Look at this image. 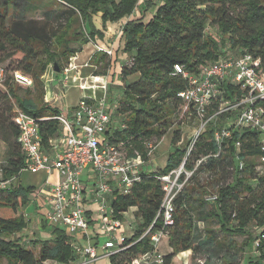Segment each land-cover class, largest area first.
I'll return each instance as SVG.
<instances>
[{
  "label": "trees",
  "instance_id": "1",
  "mask_svg": "<svg viewBox=\"0 0 264 264\" xmlns=\"http://www.w3.org/2000/svg\"><path fill=\"white\" fill-rule=\"evenodd\" d=\"M50 1L63 6L55 25L27 19L26 14L32 7L27 0H0V70L4 73L0 82V132H3L0 139L7 148L3 177L13 178L8 189H0V258H6L8 264H67L76 254L68 235L55 227L51 228L52 240L36 242L37 254L24 245L20 237H13L26 227L20 210L28 203L35 186L16 180L24 166V155L17 141L19 131L13 120L11 101L14 99L20 110L36 118L58 114L61 106L42 99L45 92L42 76L47 66L57 64L61 71L64 68L61 63L66 64L84 44L96 36L103 38V32L94 25V15L100 13L105 26L107 21L130 16L137 2ZM144 3L142 14L154 8L156 1ZM208 27H216L220 40L207 31ZM121 32L124 38L122 51L130 58V64L122 65L120 69L125 85L112 117L123 127L109 133L108 140L127 158L139 156L142 161H148L151 148L174 122H181L178 112L185 103L178 93L187 87V80L174 74L175 64L198 72L200 66L223 56L226 47L251 53L264 67V0H160L148 22L145 23L142 16L127 19ZM98 54H101L98 59L101 62L106 54ZM93 56L92 61L99 63ZM6 61L9 64L3 67ZM13 71H21L33 79L32 86L24 89L23 95L18 93L20 88L14 86ZM131 77L137 78L125 81ZM223 87L226 97L231 98L234 87L227 83ZM261 103L264 105V100ZM190 108L185 113L189 114ZM6 126L8 133L3 131ZM39 127L44 145L60 132L55 119L40 120ZM216 128L214 125L201 130L193 144L195 149L187 156L186 150L177 146L181 131L175 130L171 138L173 150L163 168L142 171L140 180L128 193L113 191L109 197L113 216L122 220L123 214L135 207L134 214L140 223L132 236L126 238L123 247L108 257L110 264H128L151 250L148 235H141L150 225L151 230L162 225L160 176L181 164L184 169L192 170L194 163L203 157H207L206 160L198 164L173 198V224L167 228L171 252L164 254V264H171L172 258L180 252H190L194 256L198 251L206 255L203 264H217L212 260L214 258L224 261L223 264H240L233 245L219 244L214 231L205 232L200 228L202 221L215 220L227 234L247 233L249 243L257 238L250 229L260 230L258 237L264 235V173L258 175L255 171L256 160L258 162L262 154L258 147L259 133L250 130L233 132L222 142L219 151L214 140ZM237 141L240 142L238 150L235 147ZM216 153L217 156L212 155ZM237 156L244 163L241 171L237 170ZM229 166L237 174L225 183L221 179ZM201 172L206 174L204 181L198 178ZM253 178L256 180L254 186L249 183ZM211 189L217 193V199L208 203L205 195ZM263 247L264 239H261L257 247L260 252L257 251L256 256H247L245 264H264Z\"/></svg>",
  "mask_w": 264,
  "mask_h": 264
},
{
  "label": "built area",
  "instance_id": "2",
  "mask_svg": "<svg viewBox=\"0 0 264 264\" xmlns=\"http://www.w3.org/2000/svg\"><path fill=\"white\" fill-rule=\"evenodd\" d=\"M145 1L148 0H137L136 6ZM99 50L103 49L99 48ZM104 52L109 56L112 53L111 50ZM76 58V54L70 57L67 66L61 70L62 86H67L69 78L83 91L101 90L103 92L101 98L84 95L75 107L60 111L51 117L36 118L15 107L13 120L19 131L17 141L24 155V166L20 171L46 172L45 191L43 188L36 191V195L46 209L45 220L51 225L64 226L70 237H74L77 233H83L88 237L90 223L83 207L86 187L83 185L82 175L84 173L91 175L87 183L93 189L94 201L99 205L98 213L103 217L102 226L108 239L100 245L101 253L98 252V246L88 243L76 249L79 256L67 264H93L101 257L108 258L118 252L128 238L125 233V223L112 214L109 197L113 191L128 193L130 187L140 180L141 166L147 161H142L139 156L127 158L109 142L108 134L117 127L122 128L123 125L118 126L113 120L115 106H112L106 95L107 78L96 73L85 78L77 74L71 77L70 71L77 72L80 67L89 66L90 59L79 66L74 62ZM174 74H180L187 80V87L179 92L178 96L184 101L185 110L191 107L189 116L193 115L198 121H203L206 117L195 139L206 123L212 120L216 122L224 114L228 117L232 115L229 125L221 127L216 125L214 140L219 146V151L222 142L229 139L233 132L257 131L260 137L258 147L262 152L258 157V163L264 166V105L261 103L264 100V67L260 59L254 58L247 51L227 50L221 58L200 66L198 72L188 71L182 65L175 64ZM11 76L14 83L21 86L30 87L33 84L31 77L21 71H13ZM3 78L4 73L1 69L0 82ZM224 83L230 84L235 89L231 98L226 97ZM47 119L57 120L60 132L44 145L40 136L39 122ZM235 147L239 149V141L235 143ZM212 155L217 156L218 153ZM206 158L197 160L192 170L184 169L181 164L178 168L160 176L163 198L159 216L162 225L155 230H151L152 225H150L143 232L141 236L148 235L151 250L134 258L128 264H164V254L159 251V246L167 236V228L173 224V198L191 177L198 164ZM235 159L237 169L241 171L244 163L238 156ZM5 163L0 161V189H8L13 180L3 177ZM255 169L258 173H264V168ZM53 171H56L59 177L51 181L49 176ZM181 176L183 180H180ZM216 199L215 192L205 196L208 203H213ZM258 245L256 241L254 243L256 254H258ZM198 262L203 264L204 260Z\"/></svg>",
  "mask_w": 264,
  "mask_h": 264
},
{
  "label": "rangeland",
  "instance_id": "3",
  "mask_svg": "<svg viewBox=\"0 0 264 264\" xmlns=\"http://www.w3.org/2000/svg\"><path fill=\"white\" fill-rule=\"evenodd\" d=\"M28 3L32 6L31 10L29 12H27L26 14V18L30 19V20H34L37 21L40 24H48V25H55L56 21L59 18V15L61 14V10L63 8V6H59L58 4L50 1V0H27ZM160 0H157L156 4H159ZM155 4V6H156ZM138 7V6H137ZM152 11H146L144 14H142L141 11H139L138 13V17L142 16V20L146 23L150 20L151 16H152ZM12 18H10L11 20ZM93 21L96 25H98L100 27L101 31H105L106 32V39L109 40V35L113 34L115 31L113 29V31L111 30V27L116 28V26H118L117 21H107V23H109L108 25L111 26L109 27V31L105 29L103 23H102V19H101V15L100 13H98L97 15L93 16ZM208 32L211 33L216 39L221 38V35L219 34L218 30L216 29V27H208L207 28ZM98 39V42H101L102 44H105L104 41H102V38H100L99 36L95 37ZM105 39V40H106ZM117 42V38L114 37L111 39V43H116ZM124 43V41H123ZM75 46V44H73ZM123 45L121 48V58H117L116 60H114L112 62V66L109 67V64H111V60L109 58V56L106 57H102V61L99 62V57L101 56V54H96L93 56V58L95 57L96 60H98L99 63L97 62H93L92 59L89 60V65L93 63V65L95 66V71L101 75H103L104 73H108L110 74V80L108 81V89H107V98L109 100H111V104L112 106H115L117 103H119V100L122 96V92H123V87L125 85V82L123 81V79L121 78L120 75V69L122 67V65H129L130 64V58L127 57L126 54H123ZM119 50V49H118ZM224 50H229V48L227 49L226 47H224ZM86 52V48L84 47L83 50H81L80 52L77 53V59L74 60V62L77 65H83L86 61V59L88 58V55L91 53H85ZM229 52V51H228ZM234 53V52H232ZM221 58V55H219L218 59ZM70 61V59H69ZM69 61L64 64L61 63V65H63L64 67L67 66V64L69 63ZM95 63H97L95 65ZM9 64L8 61L3 63V67L7 66ZM102 65V66H101ZM115 65V66H114ZM82 70L83 75L85 73L91 74V72H93V67H80V71ZM95 73V72H94ZM29 76V75H28ZM63 77L62 72H55L53 70L52 64H49L46 68L45 73L42 76V80L44 83V95L42 97L43 101H46L48 97V92L53 93L54 98H51L52 101L48 100V102H52L53 104H58L60 107V111L61 110H66L67 107H75L76 104L78 103L79 99L84 96H90L92 97L93 95H95L96 98H101L103 96V92L101 90H96V91H92V90H81L78 88L77 83L72 82L69 78L67 80V86H62V82H61V78ZM137 77H131L128 79H125V81H133L135 80ZM32 79V78H31ZM33 80V79H32ZM14 86L19 87V91L18 93L20 95L24 94V89H30V87H26V86H21L18 83H15ZM12 104H13V108L17 107L16 102L14 101V99H12ZM182 110H180L179 113V117L181 119L180 123L174 122V124L172 125V127L166 132V134L160 139V141H158L155 146L152 148V154L150 156V159L147 161L148 163H144L143 167L145 166L146 171L145 172H152L154 170L157 169H161L165 166L166 164V160L167 157L169 155V153L171 152V150H173V145L171 143V138L173 135V132L175 130H179L181 131V140L178 142L177 146L178 148L181 149H185L186 153L188 151H193L195 149V146L193 145V142L195 141V136L196 133L198 132V130L200 129V126L203 125V121L199 120L197 118H195L193 115L189 116V114H187V112L185 113V109L181 108ZM184 112L185 114L183 115ZM190 113V112H188ZM231 116L229 115V117L227 115H223L221 117V119L215 121H210L208 123L205 124L204 127L201 128H207L210 126H214V125H229V122L231 120ZM216 123V124H215ZM180 124V125H178ZM6 130V133L9 132V128L6 126L3 131ZM3 134V132H0V135ZM7 148H6V144L0 139V161H5L7 158ZM256 167L259 170H262L264 168L263 165H260L257 160H256ZM255 167V168H256ZM145 170L144 168L142 169L141 166V171ZM238 170V169H237ZM255 171L257 172L258 175H261V172L258 173V171L255 169ZM236 171H234L232 166H229L227 168V171L223 174L222 176V181L227 183L230 182L233 178L234 175H236ZM46 177V174L43 172H39V173H30L29 171H22L21 174L18 176V178L16 179L17 182L24 184V185H36V189L29 194V203H27L28 205H26L24 208L27 209L28 207H30L28 210L31 214V219L28 221L29 223V227L27 229H22L19 233L20 235H23V237H25L27 240H24L23 244L26 245L28 248H30L34 254H37V250H38V244L36 242L41 241V240H52L53 239V235L51 234V226L49 223L44 224V226H42L40 224V222L37 219L38 216L40 215H45L46 213V209L43 206V203L41 204L39 201V197H37V195H33L36 193V190L39 188L43 187V180ZM206 177L205 172H201L198 175L199 180L204 181ZM249 183L251 185H255L256 184V180L253 178L251 180H249ZM41 185V186H40ZM210 193H214V191L208 190L207 194ZM205 195V196H206ZM93 208H99V205L96 203L94 205ZM135 210H132L131 208L127 210V212H125L126 214H123V218H125V220L132 222L131 227L135 230L140 223V219L137 218L134 214ZM197 219V217H195ZM200 228L203 230H205V232L207 230H212L214 231V235L216 236V241L219 244H222L223 246H226L227 244L233 245V250H235L237 253V261L240 264H245L246 262V258L247 256L250 255H255L256 256V252H255V248H254V243L256 241H258V243L261 241V239H264V235L261 237H258L260 230H257L256 228L254 229H250V233L253 236H256L257 238L254 239V241L249 243V239L247 237V233H235L233 232L232 234H227L224 231L221 230V228L218 226V224L215 222V220L211 219L208 221H202L199 222ZM127 233V237H129V232ZM18 234L13 235V237H17ZM128 239V238H127ZM22 240V239H21ZM35 243V245H34ZM85 242H82V240H80L77 243V247L80 249L84 246ZM126 247V245H125ZM226 248L223 247V250H225ZM264 250V247H263ZM159 251L162 254H167L169 252H171V249L169 248V242H168V236H165L162 240V243L159 246ZM258 253L260 252V250H258ZM99 253L102 252V250L99 249L98 251ZM182 252L176 254L173 258H172V263L171 264H200L198 262V260H205L206 255L204 254L203 251H198L194 254V256L191 255L190 252H186L185 254H181ZM191 256L193 257V259L191 258ZM213 261H217V264H223L224 261H219L216 258L212 259ZM0 264H8L7 259L6 258H0ZM52 264V263H51ZM93 264H110L109 263V259L105 258V257H101L99 259H97Z\"/></svg>",
  "mask_w": 264,
  "mask_h": 264
},
{
  "label": "crops",
  "instance_id": "4",
  "mask_svg": "<svg viewBox=\"0 0 264 264\" xmlns=\"http://www.w3.org/2000/svg\"><path fill=\"white\" fill-rule=\"evenodd\" d=\"M156 3H157V0H156ZM154 8H155V6H154ZM154 8H150L149 9V11H151V10H153ZM145 9V3H140L139 5H138V7L136 6L135 7V9H134V11L131 13V15L130 16H127V17H124V18H121V19H119V20H117V24H118V26H116V28L114 27V25H113V27H111V26H109L108 24L109 23H106L105 24V29L106 30H108L109 31V27H111V30L110 31H113V29H114V33L113 34H110L109 35V40H107L106 38V32L105 31H102L103 32V38H102V41H104V43L105 44H102L101 42H98V39L97 38H95L93 41H90V42H88V43H86V44H84L83 46H82V48H81V50H83V48L85 47L86 48V52L85 53H91V54H89L88 55V58L85 60V61H87L88 59H91V57L94 55V54H96V53H105L104 51H106V50H111L112 51V53H111V55L109 56V55H107L106 53V56H109V58H110V60H111V64H109V67L110 66H112V62L114 61V60H116L119 56H121V48H122V45H123V41H124V38H123V35H122V32H121V26H122V24L127 20V19H133V18H136V17H138V13H139V11H141L142 12V10H144ZM148 11V10H147ZM152 14H153V11H152ZM94 22V21H93ZM94 25L96 26V28L97 29H100V27L98 26V25H96L95 23H94ZM114 37H116L117 38V42L116 43H111V39L112 38H114ZM106 39V40H105ZM99 48H102L103 50H99ZM119 49V50H118ZM80 52V51H79ZM78 53V52H77ZM77 53H76V55H77ZM123 54H125V53H123ZM78 56V55H77ZM119 58H121V57H119ZM77 59V58H76ZM79 66H81V65H79ZM115 66V65H114ZM86 67H90V68H92L93 67V72H91V74L92 73H94L95 72V66L93 65V64H90L89 66H86ZM84 68V67H83ZM75 74H77V75H79L80 77H83V78H85V77H88L89 75H91V74H88V73H85L84 75H83V72H82V70L80 71V69L77 71V72H75V71H70L69 72V75L72 77V75H75ZM104 76H106V78H107V81H109L110 80V74H108V73H104L103 74ZM47 98V100L46 101H48V100H50V101H52V99L51 98H54V95H53V93H51L50 94V92H48V97H46ZM71 108V107H70ZM67 109H69L68 107H67ZM66 109V110H67ZM61 111H63V110H61ZM149 162V161H148ZM148 162H145V163H148ZM145 169V170H143V171H146V168H145V166L143 167V165H142V169ZM39 172H43V173H45L46 174V172L45 171H39ZM39 172H37V173H39ZM45 177V176H44ZM58 173L56 172V171H53L52 173H51V175L49 176V179L51 180V181H54V180H57L58 179ZM47 178V174H46V177L44 178V180ZM87 179L88 180H90L91 179V175H87V173H84L83 175H82V182H83V185H84V187H86V194H85V199H84V201H83V207L85 208V211H86V216H87V218H88V221H89V223H90V225H89V229H88V232H87V234H88V237H86L83 233H77L74 237H70L69 235H68V232L66 231V229H65V227L64 226H61V225H51L50 224V226H51V228H53V227H55V228H58V229H62V230H64V232L68 235V237H69V242H70V244L72 245V247L74 248V250H75V257H78L79 255H78V253H77V251H76V249H78V247H77V243L80 241V240H82V242H85V244H84V246H86L88 243H90V244H92V245H96V246H98V251H99V249L100 250H102V248L100 247V245H102L105 241H106V239H108V235L105 233V231H104V228H103V226H102V215H99V213H98V211H99V208H93L94 207V205L96 204V202L94 201V192H93V189H92V187L87 183ZM44 180H43V189H44ZM33 186H35L36 187V185H33ZM41 186V185H40ZM38 189V191H39V189H41V188H39V187H37ZM36 189V188H35ZM36 190V191H37ZM44 191H45V189H44ZM37 194V192L35 193V194H33V195H36ZM38 197V196H37ZM39 201H40V203L42 202L41 201V199L39 198ZM29 203V202H28ZM42 204V203H41ZM26 205H28V204H26ZM25 205V206H26ZM24 206V207H25ZM22 208L21 210H20V213L24 216V221H25V223H26V227L24 228V229H27L28 227H29V223H28V221L31 219V214L30 213H28V212H30L28 209L30 208V207H28L27 209H25V208ZM132 210H135V207H132L131 208ZM25 214H27V215H25ZM126 213H124V215H125ZM124 217V216H123ZM36 220H38L39 222H40V224L42 223V222H45L46 224H47V222H46V220H45V216L44 215H40V216H38L37 217V219ZM123 220V222L125 223V231L126 232H129V234L131 233V232H133L134 231V229L131 227V225H132V222H130V221H127V220H125V218H123L122 219ZM17 237H20V239H22L21 241H22V243L24 242V240H27L25 237H23V235H20V233H18V236ZM75 244V245H74ZM75 246V247H74ZM83 246V247H84ZM108 259V258H107Z\"/></svg>",
  "mask_w": 264,
  "mask_h": 264
},
{
  "label": "water",
  "instance_id": "5",
  "mask_svg": "<svg viewBox=\"0 0 264 264\" xmlns=\"http://www.w3.org/2000/svg\"><path fill=\"white\" fill-rule=\"evenodd\" d=\"M53 70H54L55 72H59V71H60V69H59V67L57 66V64H54Z\"/></svg>",
  "mask_w": 264,
  "mask_h": 264
}]
</instances>
